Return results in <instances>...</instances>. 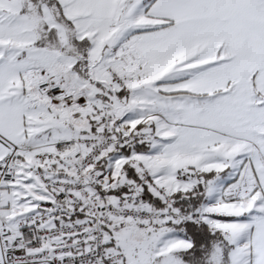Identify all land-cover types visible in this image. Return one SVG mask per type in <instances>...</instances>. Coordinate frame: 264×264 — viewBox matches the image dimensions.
<instances>
[{"label": "snow or ice", "instance_id": "6c2138e0", "mask_svg": "<svg viewBox=\"0 0 264 264\" xmlns=\"http://www.w3.org/2000/svg\"><path fill=\"white\" fill-rule=\"evenodd\" d=\"M0 264H264V0H0Z\"/></svg>", "mask_w": 264, "mask_h": 264}]
</instances>
